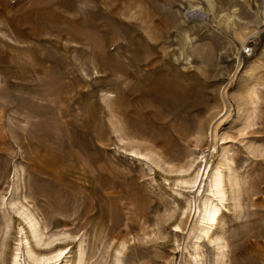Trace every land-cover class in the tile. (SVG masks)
Here are the masks:
<instances>
[{"label":"rangeland","instance_id":"obj_1","mask_svg":"<svg viewBox=\"0 0 264 264\" xmlns=\"http://www.w3.org/2000/svg\"><path fill=\"white\" fill-rule=\"evenodd\" d=\"M211 1L212 9L205 0H0V90L5 88L0 95L29 97L50 67L62 89L54 94L53 107L38 114L35 135H29L36 144L17 128L15 106L6 97L9 104L0 113L5 133L0 137V200L26 195L47 226L46 236H74L58 246H68L67 260L83 241V264H113L122 244L127 247L122 264H190L171 242V230L178 222L177 202L200 205L206 182L204 176L195 193L176 187V167L201 155L212 156L214 167L227 151L241 195L235 203L228 190L217 229L226 245L224 262L230 264L233 252L242 248L247 252L236 256L235 264H264V0ZM245 43L253 48L249 58L241 56ZM126 50L135 60L124 77ZM150 82L160 85L152 96L158 100L145 95ZM254 86L258 98L252 103L246 92ZM170 91L186 103L206 102L204 117L218 113L211 119V126H218L215 149L212 137L202 144L204 154L194 143L170 137L184 116L177 103V120H171L166 110ZM133 96L129 122L123 123L119 100L129 106ZM124 133L128 139L120 142ZM152 141L158 142L155 151L163 160L130 155L136 146L145 152ZM55 167L78 169L66 172L59 183L52 177ZM88 189L95 193L89 196L91 205L83 201ZM2 208L0 264H8L21 225L13 219L5 229L15 215L7 216L12 213ZM192 223L188 219L185 231ZM215 252L204 243V264H218Z\"/></svg>","mask_w":264,"mask_h":264},{"label":"bare ground","instance_id":"obj_2","mask_svg":"<svg viewBox=\"0 0 264 264\" xmlns=\"http://www.w3.org/2000/svg\"><path fill=\"white\" fill-rule=\"evenodd\" d=\"M205 2L208 4L209 9H212L214 7V6L212 7L211 0H205ZM232 12L233 14H235L236 9H233ZM260 14L263 17L262 25L264 26V9ZM227 21L228 19L225 21L226 24ZM130 44L131 42L128 41L125 46L129 47ZM128 52L129 51L126 50L121 55L123 60H125L123 64L124 69L122 68L123 71L121 70L123 72L121 76L124 77L126 72L125 67L131 66L133 64V62L131 61L135 60V57L133 55L129 56L130 54ZM187 60L189 59H186V61ZM54 68L50 67V69L46 71L45 74L38 80V84L32 86L35 93L29 95V97L26 98L23 97L22 95L18 96L15 95L14 93L7 96L0 95V113H2L4 111V107L6 105L8 106L9 104L7 103V101H5L6 97L10 98V104L12 106L13 105L15 106L13 107L14 109L13 108L11 109V111L13 112L14 115L17 116L16 119L19 120L18 126L15 125V123L12 120H10L12 121L11 125L13 127L17 126V128L24 133L25 137L28 138L34 144L36 143L29 138V135L32 136L35 135L33 134V128H35L40 122L38 114L40 112L42 113V111L43 112L48 111L50 107H53L54 94L62 90V89L59 90V88L54 84V81L57 78V76L55 78ZM153 72L158 73L156 71ZM126 74H127L126 76L130 75V73L127 72ZM14 85L17 84H13V86ZM159 87L160 85L158 82H150L149 85L147 86L145 95L148 96L151 100H158L156 98H152V96L156 94ZM39 88H43V89H41L40 91ZM1 91H5V88H1L0 94H2ZM122 92L124 96L126 93L125 89H123ZM246 93L247 96L249 97V101L251 100L252 103H254L253 100L254 98H258V88L256 86L248 89ZM135 99L136 97L133 96L131 97L130 100H128L129 106L127 105V101H125V99L121 98L119 100V115L121 122L124 123L128 121L127 118H129L128 117L129 112L127 109L128 107H133V102L135 101ZM14 100L19 101L20 105L22 104L24 107H22V109H20V107H16L17 103L15 104ZM177 103H182L184 116L181 118L179 125L180 128L172 129L170 137H172V139L177 142L183 141L188 145L194 143V147L196 146L197 148L199 147V149H202L201 152H203L204 149L202 148V144L207 140L209 141V137L210 139L212 137L213 145L211 147L212 149H215L214 142L217 139L218 126L216 125L213 128L211 126V121H212L211 119H213L218 113L214 114L210 118L204 117L208 108L206 102L192 101L186 103L185 99L182 96H179L175 94L173 91H170L168 92L166 110L168 113H170L171 120L174 121L177 120V114L175 111L176 109L175 107ZM223 114L221 116H223ZM1 122L2 120L0 119V123ZM162 126H167V124L164 123L162 124ZM2 128H3V124H1L0 126V137L3 139L5 137V133H2L4 131V130L1 131ZM123 136L124 137L122 138L120 137L119 140L120 142H123L124 139H128L129 135L124 133ZM157 145L158 142L152 141L150 148H146L145 152L140 151V148L138 146H136L135 148L133 147L130 151L129 150L128 151L130 155H132L134 158H144L149 161H152V156H156L162 159L163 157L162 153H158L157 151H155L158 148ZM227 153H228L227 151L223 153V156L217 161L214 167H212V162L210 161V159L212 158L211 153H210L211 157L209 156L210 157L209 160L207 157L208 155L207 156L201 155L200 157H196L193 161L182 162L181 160L180 161L181 163H178V167H176L177 174L178 173L180 174V177H177L174 181V185L176 187L183 186L186 190L187 189L190 190V192L195 190L193 192L195 193L197 192L198 188H200L202 182L204 181L206 182L205 184L203 183L202 186L204 187L203 190L201 189L202 192L200 194L201 197L199 199L200 205H196L195 204L196 202H192V200L188 201V203H186V206H183L182 203H180L179 201L177 202L179 213L177 215L176 221L178 222L173 225V229L171 230L172 233L171 242L173 241V245L176 246V249H178V251H181V253H183L184 257L187 258L186 260L190 264H204L205 262V261L203 262L204 255L200 253V250H202L204 243H207V248H210L211 246L215 247L216 252L214 254L218 258V260L216 261L218 262V264H225L224 258L227 255H225L224 249L226 248V245L222 244L224 238L217 234V229L220 225V222L222 221L224 212H226V206L224 205V203L228 200V196H227L228 190H231L233 194L231 200L234 201L235 203L239 202L241 195L240 182L238 178L234 175L230 167V164L233 163L234 159L227 158L226 157ZM261 153H262L261 150H259V154ZM202 154H204V152ZM173 159L179 160L176 159L175 157ZM169 160L172 159L170 158ZM164 161L165 162L162 164L166 163L168 166L170 165V163H168V160L167 161L164 160ZM157 162L158 164L161 163L159 161ZM83 163L87 165L84 159H83ZM75 169L77 170L78 167L77 168L71 167V171L67 172L64 169H60V167H55V169L52 171V177L55 180H57L59 183L64 182L66 176L68 174H72L73 172H75ZM66 172L68 174H66ZM204 176L205 179L203 181ZM17 191L18 189L16 190V192ZM175 191H177L180 194V196L183 195V193L180 192V189ZM94 194L95 193L93 191H90L88 189L87 193L83 194L84 203H89V205H91L92 202L89 196L91 195L93 196ZM0 205L1 207H3L2 209L7 214H10L8 213L9 211L12 213V215H7V216H13V214L15 215V217H9V220H7V222L5 223L4 226L5 229L8 228L9 221H12L13 219H15V221H18L19 225H21V227H19L18 229V233L21 235V239L18 240L17 245L13 248L8 264H62L64 259L65 261L63 264H83L84 262V251L82 249L83 241L79 242L76 254L72 257V259L67 260L66 255L70 253V250L66 251L68 246L61 248H58V246L62 245L66 241H72V239H74V236L65 232L49 234L48 236H46L45 231L47 230V226L45 224L40 223V220L35 215V212L32 210V207L29 206V204L27 203L26 195H20L16 198L11 197L9 199H4V197H2L0 200ZM176 212L174 210V213ZM188 219H190L191 222L193 221V223L191 228L185 231L184 225L186 224ZM80 229L81 227L79 226L78 230ZM183 236L185 238H183ZM182 238H183V244L180 243V240ZM126 248H127L126 245L122 244L119 247V249L115 250L113 264H122V255L124 254ZM246 252L247 251H245V249L242 248L238 249L237 251H234L232 257L230 258V264H235V257L238 255L245 254Z\"/></svg>","mask_w":264,"mask_h":264},{"label":"built area","instance_id":"obj_3","mask_svg":"<svg viewBox=\"0 0 264 264\" xmlns=\"http://www.w3.org/2000/svg\"><path fill=\"white\" fill-rule=\"evenodd\" d=\"M253 55V48L251 45H249L248 43H245L242 47H241V56L243 58H249Z\"/></svg>","mask_w":264,"mask_h":264}]
</instances>
